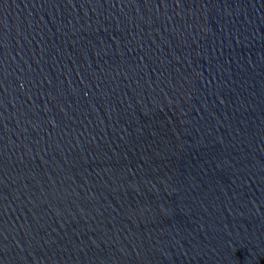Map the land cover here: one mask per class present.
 I'll return each instance as SVG.
<instances>
[{
  "label": "water",
  "instance_id": "1",
  "mask_svg": "<svg viewBox=\"0 0 264 264\" xmlns=\"http://www.w3.org/2000/svg\"><path fill=\"white\" fill-rule=\"evenodd\" d=\"M0 264H264V0H0Z\"/></svg>",
  "mask_w": 264,
  "mask_h": 264
}]
</instances>
